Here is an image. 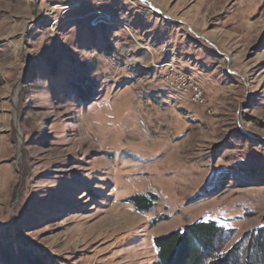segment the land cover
<instances>
[{
  "label": "rangeland",
  "instance_id": "rangeland-1",
  "mask_svg": "<svg viewBox=\"0 0 264 264\" xmlns=\"http://www.w3.org/2000/svg\"><path fill=\"white\" fill-rule=\"evenodd\" d=\"M201 219L261 256L264 0H0V264H160Z\"/></svg>",
  "mask_w": 264,
  "mask_h": 264
},
{
  "label": "trees",
  "instance_id": "trees-1",
  "mask_svg": "<svg viewBox=\"0 0 264 264\" xmlns=\"http://www.w3.org/2000/svg\"><path fill=\"white\" fill-rule=\"evenodd\" d=\"M154 195L137 194L130 202L140 212L152 209ZM225 226L215 220H198L184 229L171 232L154 239V247L160 264H264V229L257 233L258 252L253 256L249 250H243L238 244L225 253H221L217 244L226 243ZM257 255V254H255ZM12 264V262H9ZM56 264L34 255H23L14 264Z\"/></svg>",
  "mask_w": 264,
  "mask_h": 264
},
{
  "label": "bare ground",
  "instance_id": "bare-ground-1",
  "mask_svg": "<svg viewBox=\"0 0 264 264\" xmlns=\"http://www.w3.org/2000/svg\"><path fill=\"white\" fill-rule=\"evenodd\" d=\"M60 2H63V3H65V4H71L72 5V3L74 4V2H76L77 0H59ZM180 80V79H179ZM177 82V81H176ZM174 83V82H173ZM172 83V84H173ZM175 84V83H174ZM194 96H195V99H196V101L198 102V101H201L202 102V100H203V98H202V93L200 92V90L199 89H197V88H195V90H194Z\"/></svg>",
  "mask_w": 264,
  "mask_h": 264
},
{
  "label": "built area",
  "instance_id": "built-area-1",
  "mask_svg": "<svg viewBox=\"0 0 264 264\" xmlns=\"http://www.w3.org/2000/svg\"><path fill=\"white\" fill-rule=\"evenodd\" d=\"M68 1V0H67ZM195 93V92H194Z\"/></svg>",
  "mask_w": 264,
  "mask_h": 264
}]
</instances>
